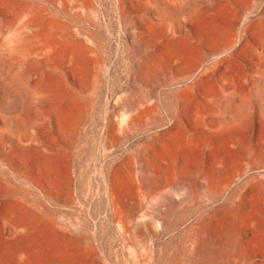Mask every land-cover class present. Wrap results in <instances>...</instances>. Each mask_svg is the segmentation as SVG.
<instances>
[{"label":"rangeland","instance_id":"374dc122","mask_svg":"<svg viewBox=\"0 0 264 264\" xmlns=\"http://www.w3.org/2000/svg\"><path fill=\"white\" fill-rule=\"evenodd\" d=\"M262 60L264 0H0V264H264V101L195 118Z\"/></svg>","mask_w":264,"mask_h":264},{"label":"bare ground","instance_id":"6f19581e","mask_svg":"<svg viewBox=\"0 0 264 264\" xmlns=\"http://www.w3.org/2000/svg\"><path fill=\"white\" fill-rule=\"evenodd\" d=\"M198 9H200V8H198ZM157 11L159 14V18L162 19V21L164 22L163 23L164 28H166L167 27L166 25L168 24V21H169V14L166 11L165 6L164 5H158ZM205 11H206V9H205ZM193 20H194L195 24L201 25V26H203V24L208 23V21H209L207 15H205L204 13L195 14L193 16ZM201 29H203V28H201ZM68 37L74 43H76L78 45V47L75 46L73 49H71L70 52L67 54V56L64 57V61L66 63L73 64L79 70H83V71L87 70V68H88V57L86 54V49L83 47L82 42L79 40V38H77L73 34H69ZM262 61H264V60H262ZM262 61H261V64L262 63L264 64V62H262ZM259 75L262 78H260L261 80L258 83H256L255 85L253 84L254 87H252V88H254V90L251 92L247 91V90L246 91H242V90L239 91L238 90V92H237V90H235L234 92L229 91L230 93H227L226 96H224L225 94L222 95V94L216 93V92H215V94H212L208 100L211 105L209 104L208 106H205L204 108H202L201 110H199L196 113L195 118H196V125L198 127L197 131L199 130V133L201 131V132L205 133V135L208 134L209 136L214 137V139L216 138L217 140H221L220 142H222V140H225L226 137H228L230 135H235L236 133H238L240 131V127H241V121L238 119V117L235 114H233L234 112H232L233 102H234V100H236L235 98H237V96L239 97V99H241V106L239 107V109L242 110V114H243L244 111L254 101H264L263 94L262 95L260 94L261 88L264 87V70L263 71L261 70V73ZM233 85H235V84H233ZM30 88L32 90L33 95L36 96V98L38 99L39 102L44 101V99L50 95L49 86H48V84H45L44 82L39 81V82L35 83L33 86L30 85ZM224 89H223V92H225ZM231 89H232V87H231ZM234 89H239V86L237 88L235 87ZM226 90H228V89H226ZM149 98L150 97H146V100H148ZM71 100H73V99H71ZM73 101H75V100H73ZM68 102H70V100ZM77 103L75 102V104H77ZM234 104H235V102H234ZM195 118H194V120H195ZM242 127H244V125ZM32 143H35V142H32ZM27 148L31 149L33 147L27 146ZM258 159H259L260 163H264V155H261V157L260 158L258 157ZM226 209H228V208H226ZM226 214H229V212L227 211ZM18 229L19 228L17 227L15 230H18ZM20 234H22V233H20ZM17 239H18V236L16 237V240ZM6 245H7V242L4 240V238L0 234V247L3 248Z\"/></svg>","mask_w":264,"mask_h":264}]
</instances>
